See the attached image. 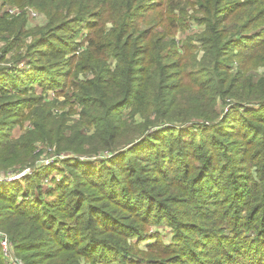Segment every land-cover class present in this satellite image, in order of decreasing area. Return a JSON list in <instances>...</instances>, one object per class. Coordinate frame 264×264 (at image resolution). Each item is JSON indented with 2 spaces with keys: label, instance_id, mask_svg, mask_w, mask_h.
<instances>
[{
  "label": "trees",
  "instance_id": "16d2710c",
  "mask_svg": "<svg viewBox=\"0 0 264 264\" xmlns=\"http://www.w3.org/2000/svg\"><path fill=\"white\" fill-rule=\"evenodd\" d=\"M38 1L44 4L49 21L37 31L32 48L39 50L40 59L61 62L65 68L62 79L50 77L43 66L22 75L8 72V68L3 73L0 67V93L14 94L26 84L47 82L55 88L68 82L73 62L79 58L74 52L86 42L79 60L91 58L85 71L92 77L74 84L78 92L73 95L84 114L79 123L84 124L83 134L74 132V137L82 134L76 147L85 143L86 150L95 148L92 153L105 150L115 154L98 159L101 162L89 168L72 163L69 176L52 180L46 187L40 182L31 190L0 182V230L14 243L15 253L25 264H59L64 254L69 256V264H76L79 253L94 264H264V69L255 76L240 72L236 83L248 90L245 95L235 94L228 87L231 80L222 73L223 61L231 59L225 56L226 45L234 39L222 37L225 25L220 24L237 6H242L240 13L245 14L248 9L242 0H214V4L210 1L205 6L206 34L198 36L197 41L208 59L205 79L199 83L183 80L191 77L188 73L179 72L175 77L170 72L176 64H170L169 69L164 59L168 23L163 15L148 18L154 25L139 28V22L146 18L147 6L141 5L145 0ZM30 2L37 4L36 0ZM148 2L154 7L163 4L162 0ZM20 5H29V0ZM241 18L235 15V20ZM82 23L85 32L75 29ZM24 29L23 22L11 21L8 26L0 23V33L14 37ZM53 30L66 33L51 35L55 34ZM232 46L242 52L247 47L248 53L243 55H255L254 66L264 68V29L250 38L233 41ZM110 59L115 60L114 67ZM249 62L246 67L250 70L253 67ZM239 68L244 69V65ZM182 86L192 89L194 98L183 100L179 98L181 90L174 93ZM204 96L210 99L206 110L199 107L205 103L200 102ZM216 96L236 101L214 121L219 117L213 109ZM253 103L262 111L257 113L249 107ZM27 106L26 101L0 102V116L28 110L27 117L34 123L29 133V154H14L16 150L2 147L0 139V159L13 156L14 162L26 164L35 139L58 143L57 150H62L57 140L59 132L54 136L48 121V111L41 115ZM136 114L147 122L122 135L123 121ZM237 114L240 120L230 125ZM163 125L166 127L161 134ZM91 129L89 134L84 132ZM168 132L181 143L174 159L166 145ZM131 143L128 149L120 148ZM159 157L165 158L162 165ZM152 160L154 163H150ZM167 160L172 163L165 171ZM43 177L34 173L22 182ZM165 180L164 184L172 188L167 192L160 185ZM84 187L86 191L81 189ZM160 223L170 228L171 239L166 242L156 234L145 252L147 257L128 244L131 238H148V227ZM104 233L109 238L99 239L98 235ZM0 264H4L1 246Z\"/></svg>",
  "mask_w": 264,
  "mask_h": 264
},
{
  "label": "rangeland",
  "instance_id": "374dc122",
  "mask_svg": "<svg viewBox=\"0 0 264 264\" xmlns=\"http://www.w3.org/2000/svg\"><path fill=\"white\" fill-rule=\"evenodd\" d=\"M24 1L26 0H0L1 25L8 26L12 21L19 24L23 22V25L25 27L19 37H14L11 34L0 33V53H2L4 49H9L7 52H4L0 55V67L4 69L3 73L6 72L5 68H8V72H15V75H22L21 72L23 71L34 70L40 66H43L45 69L50 71V77H56V79L60 80L62 79V77L60 76L63 75L65 71V68L64 66H62L61 62H56L48 58L40 59V53H38L39 50L36 48H32L34 45V38L39 33L37 31L48 25L49 17L47 14V10L46 8H44V4L39 2L38 0H36V5L31 4L30 0L29 5H20V3ZM138 1L141 0H135V2ZM210 1H212V3L214 4V0H162V6L156 7H154V4L148 2V0L141 2V5L143 7L147 6L145 9L147 12L145 13L146 18H143L144 22H139V28L142 30L144 28H148L150 25H154L153 23L148 22V18L161 17L163 15V20L168 23L167 30L165 31L168 32V35L165 36L167 42V50L165 52L166 56L164 59L168 63L167 65L169 69L170 64H176L175 67L170 69V72L172 73V75H175V77H179V72L188 73L191 77L184 78L183 80H186L189 83L190 81L199 83L203 81L206 76L205 71L207 70L206 68L208 56H205L204 49L197 41V38L200 35L206 34L204 19L208 14L205 6H207ZM250 1L252 0L241 1L248 9L247 11L245 10V14L240 13L244 8L242 6H237L230 12L231 16H228V18L222 24H220V26L225 25L222 29V37L224 39H234L233 41H238L244 36L250 38V36L264 29L263 2L262 0H253L258 2H256L254 5L252 4L251 6V4H249ZM212 3L210 4V6H212ZM166 7L168 8V11L165 10ZM253 9L258 10L251 13ZM136 10L141 12L139 6H136ZM235 15L241 16V20H235ZM106 26L109 29L110 24H107ZM83 27L84 24L82 23L75 29L83 30ZM156 30L161 31L162 29L160 27H157ZM53 31H55V34L51 35H62L66 33V31L61 30ZM83 31L85 32V30ZM232 42L227 44V48H225V56L227 55L228 57H231V59L230 61H223L222 73L225 77H227L228 80H231L232 85L228 87L234 89L235 94L245 95L248 90L246 88L240 87L239 84L236 83L237 78L239 79L240 77V72L247 71V74L255 76L260 75L264 68L260 64L254 66L253 61L255 60L254 58H256L255 55H252L250 53L243 55L245 53H248L247 47H244V50L242 52L241 48H234L232 46ZM85 46L86 42L81 44V46H79L74 52L76 58H79L77 60H74L73 62L74 68L72 69V74H70V80L68 82H63L55 88H52L53 85L47 82H44V84L34 83L33 86H28L26 84L25 89H16V93L14 94H8L4 91L0 93V95L2 96L0 102L11 100L12 102L18 104L26 101L28 102V106L26 108H28L30 111H34L37 114L41 115H44L48 111L47 117L48 121L55 130L54 136H56L57 132H59V137L57 138V140L61 141L62 143L59 144L60 149H62L61 151H59L56 148L58 143L54 140L53 141L57 144L35 141L36 139L33 140L32 145L34 146V149L32 150V152L30 151L31 158L26 164L14 162L13 156L9 159H0V165H5V167H0V174H13L20 172L23 169H28V172H31L22 176V178L20 179L3 180V182L1 183H7L8 185L18 184L22 189H25L26 187L32 190L36 189L41 182L42 186L46 187L48 185H51L52 180L59 181L62 178L64 179L65 175L69 176V169L73 168L71 166L73 165L72 163L75 164L77 162H80L82 165H85L89 168L91 165H98L101 162L97 161L98 159L100 160L101 158H105L115 154L108 153L105 150L92 153V149L95 148L86 150L87 146H85V143L81 147H79L81 148V151L78 147H76L78 140L83 134L82 125L84 124L79 123L81 122L82 116L84 114L82 111V106L79 105L77 98L73 95V92H78V88L75 89L74 84H80L87 78L92 77V75H89L88 72L85 71V67L86 65H88L89 61L91 62V58L79 60L81 55L80 52L85 48ZM151 57H154V55H151ZM248 61H250L249 63L253 67L250 70L246 67ZM108 62L111 63V67H114V59H110ZM240 65H244V69L246 70L239 68ZM180 90L181 94L179 95V98H182L183 100L194 98L193 90L188 88L187 86H182L181 88L175 89L174 93L176 91L179 92ZM199 93H204V91H199ZM204 100L205 103L199 105V107L206 110L207 105H210V99L207 96H204V99H201L200 102L202 103L204 102ZM215 100L217 104L216 106L214 105L213 109L214 111L218 112L217 116L219 115V117L216 116L217 118L214 121L219 119L224 112L229 111V108L231 107L230 105H233L236 101L233 97L221 100V98L218 96H216ZM227 101L229 102L228 104H226ZM256 104H249L251 105L249 107H253V109H255L254 111L258 113L262 110H260V106ZM27 115L28 110H25V114H16L13 112L9 115L0 116V139H2V147H5L9 151L16 150L14 154H18L20 152L29 154V149L31 147V136L29 135V133L34 129V123L27 117ZM239 118V115L237 118H232V122L230 125H236V123L240 120ZM127 119L128 118H126V120ZM145 122H147L145 118H143L140 114H136L132 119H129L128 122L123 121L120 129L121 134L127 135L128 133H130V131L134 130L135 126ZM206 123H208V121H206ZM182 126L183 125H180V127ZM165 127V125L160 126L159 133L162 134V129H164ZM176 127L179 126L177 125ZM152 130L153 129H151V131ZM78 131L82 134L74 137V132ZM91 131L92 129L89 131L84 130V132L88 134L91 133ZM155 131L157 132L158 130L156 129ZM165 138L166 145L170 147V156L174 159V154H176L175 151L180 150L181 143L177 141L178 138L174 136L173 132H168L167 134H165ZM237 139H240V137H238ZM64 145L66 146L64 148H61ZM131 145L132 143L123 147L120 146V148H122V150L126 148L128 149V147H130ZM167 150L168 149H166V151ZM151 157H153V155ZM164 159L165 158L159 157L157 161H159V163H161L162 165L165 161ZM68 160L71 161L68 162ZM31 162L33 163L30 164ZM150 163H154V161L152 160L150 161ZM171 163L172 162L170 160H167V163L163 165L165 171L169 169ZM34 173H42L44 177L42 179L40 178L37 181H35L34 179H30L25 183L22 182L26 177L29 178L31 175H34ZM164 183H166V180L161 181L160 183V185H163V191L167 192L168 189H172L171 187L166 186L169 185V183H167L166 185ZM81 189L86 191V187ZM21 200L22 199L18 198V201ZM110 209H112L111 206ZM157 225L148 227V238L139 241L137 237L131 238V241H129L128 244L134 245L137 249L143 252L141 255L147 257L145 252L147 251L150 243L155 240L154 236L156 234H160L166 242H169L171 239V230L167 226V224L160 223L159 226ZM4 233L6 236H8L6 232ZM98 238L108 239L109 237L108 234L104 233L99 234ZM133 242H137V244H133ZM11 244L13 254L18 259L17 264H25V260L22 258V256L17 252L15 253L14 243H12V241ZM155 252H157L156 248ZM59 264H69L68 254H64L62 256ZM76 264H94V262L79 253L76 257Z\"/></svg>",
  "mask_w": 264,
  "mask_h": 264
},
{
  "label": "built area",
  "instance_id": "2783aa9c",
  "mask_svg": "<svg viewBox=\"0 0 264 264\" xmlns=\"http://www.w3.org/2000/svg\"><path fill=\"white\" fill-rule=\"evenodd\" d=\"M28 173L31 172H28V169H23L20 172L13 174H0V182H3V180L20 179L22 178V176ZM0 246L2 249L5 264H17L18 259L13 254L11 241L9 240L8 236H6L2 231H0Z\"/></svg>",
  "mask_w": 264,
  "mask_h": 264
}]
</instances>
